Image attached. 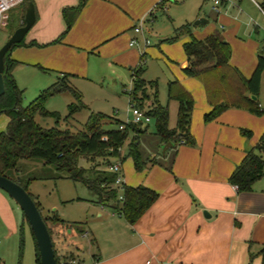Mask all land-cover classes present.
<instances>
[{
    "label": "crops",
    "instance_id": "crops-1",
    "mask_svg": "<svg viewBox=\"0 0 264 264\" xmlns=\"http://www.w3.org/2000/svg\"><path fill=\"white\" fill-rule=\"evenodd\" d=\"M163 1L175 0H86L57 41L65 30L61 12L74 8L77 0H31L35 19L23 42L34 44L29 48L39 56L36 62L44 70L54 73L55 78L67 76L70 85L73 79L88 75L89 60L95 58L106 61L109 66L121 69L127 66L129 77L137 55L133 45L129 46L135 38L131 28L139 19L146 22ZM260 1L263 6L264 0ZM205 3L204 0L191 2L192 20L205 19L199 17ZM257 11L264 17L257 0H232L231 6L217 16L209 11L216 28L209 27L207 21L198 24L205 26L200 34H191L186 23L181 27L186 26L188 39L167 48L159 47L164 60L170 64L166 65L167 82L177 81L191 98L187 131L192 143H176L167 148L162 155L168 162L165 168L147 161L140 173L135 174L132 161V166L121 165L124 186H142L157 197L133 225L116 214H106L111 223L109 230L102 232V238H94L96 245L87 252L85 260L83 250H75L73 256L77 261L85 264H246L254 255L257 264H264V173L252 182L248 191L233 190L228 181L248 152L263 157L256 149L264 140L263 112L259 110L261 114L254 115L244 109L226 108L216 118L204 122L203 116L211 106L200 82L184 75L187 60L182 49L190 36L202 40L217 31L229 48L228 64L248 79L260 49L252 39L257 38ZM241 16L246 18L245 23L239 21ZM20 18L21 12L15 19L16 25ZM146 52L150 51L145 48L142 56ZM10 59L17 62L13 52ZM263 74L264 68L255 97L258 108ZM143 75L144 71L141 77L146 81ZM164 106L167 107V128L171 130L175 125L177 102L169 100ZM140 128L146 130L147 126ZM156 141L153 151L164 145L157 137ZM102 204L106 206V202ZM202 212L209 217L204 218ZM17 215L11 200L0 191V234L7 232L8 236L15 232L22 224L21 214Z\"/></svg>",
    "mask_w": 264,
    "mask_h": 264
},
{
    "label": "rangeland",
    "instance_id": "rangeland-1",
    "mask_svg": "<svg viewBox=\"0 0 264 264\" xmlns=\"http://www.w3.org/2000/svg\"><path fill=\"white\" fill-rule=\"evenodd\" d=\"M195 1L198 2L199 0L163 1L159 4L160 7L150 14L146 22H141L140 19L135 22L140 29V34H133L136 38L133 48L137 55L130 69L134 68L139 62L141 63L144 69L143 78L146 81L156 83V98L161 106H164L167 101L165 86L169 74L166 65L170 66V64H168L167 59L164 60L159 47L162 45L167 48L175 43H180L184 38L188 39L187 34L178 35L176 33V30L182 25H186V23H188V30L191 34H200L204 30L205 26H194L196 20L190 18V4ZM257 4L264 12V5H261L262 1L257 0ZM20 12L21 6H17L9 12V25L5 29H0V47L4 44L5 38L14 31L15 19L19 17ZM199 17L205 18L209 27H217L210 16L208 4L205 3L202 6ZM238 19L243 23L246 22V18L244 19L242 16ZM256 21L257 38L252 39L255 40L257 49H261V47L264 48V43H262L264 17L259 11H257ZM144 41L147 44H144ZM145 48L150 52H146L142 56ZM11 52H13L17 63L11 68L10 75L16 90L19 92L18 105L23 108L36 99L41 91L49 87L55 81L56 76L54 73L44 70L42 65L36 62L39 56L23 41L22 46L11 49L9 57ZM238 58L240 57L238 56ZM65 79L68 82V78ZM70 83L73 90L80 94L85 107H80L71 117L66 118L68 114L67 106L74 103L71 94L65 92L51 96L43 103V110L48 115L35 114L33 118L34 123L40 129L56 128L60 131L67 130L70 133H76L84 129L90 114L97 113L117 119L121 123L131 120V117L126 113L129 90H131L127 66L121 69L109 66V64L106 65V61L100 58L90 59L88 75L85 78L73 79ZM146 95L148 100L141 101L144 113L151 102L148 89ZM257 102L258 109L263 112L262 116H264V74ZM7 121V116L1 113L0 132L4 131ZM102 122L106 123L108 121ZM153 133L154 120L150 118L145 134L139 136V153L143 160H151L155 157L152 162L165 168L168 162L167 159H163L160 149L152 150L153 148L156 149L157 142ZM130 138L131 134L129 133L120 146L119 158H108V165L104 159L82 158L78 160V166L86 170L95 169V171L107 170L108 166L114 164L119 165V167L125 164L132 166L131 158L126 155ZM256 149L257 152L263 154L262 160H264V140L257 144ZM151 153H153V156H150ZM131 169L135 174L140 173L134 167H131ZM17 170L20 185H24L26 181H29L25 192L33 198L41 218L44 219L52 250L58 262L76 261L77 258L73 256V252L81 249L84 252V260L88 258L87 252L94 249L96 245L94 238L97 236L102 238V232L108 231L110 228L108 225H111V223L107 221L105 215L109 212L113 215L116 214L118 196L115 199H105L102 195L100 200L94 190L87 188L81 182L63 178L60 172L52 166L44 165L39 160L19 161ZM105 201L106 206H103L102 203ZM11 202L19 217L20 210L13 201ZM97 214H100L101 217L99 218ZM21 221L22 224H19L11 235L7 236V232L0 234V264H35L33 239L22 217ZM84 232L87 235L83 236ZM255 257L254 255L250 256L246 264H257Z\"/></svg>",
    "mask_w": 264,
    "mask_h": 264
},
{
    "label": "trees",
    "instance_id": "trees-1",
    "mask_svg": "<svg viewBox=\"0 0 264 264\" xmlns=\"http://www.w3.org/2000/svg\"><path fill=\"white\" fill-rule=\"evenodd\" d=\"M85 1L77 0V5L74 8L62 10L61 15L65 30L57 41L68 30ZM28 2L31 0H22L20 23L13 30L23 25V8ZM12 22L10 21V23ZM176 33L178 35L188 34V30L186 26H183L178 28ZM22 41L11 45L3 56V93L0 96V114L4 113L8 121L4 131L0 132V176L26 191L29 181L20 185L17 164L22 160H39L44 165L52 166L61 173L63 178L81 182L87 188L94 190L100 200L102 195L105 199H115L116 196L120 195L121 200L117 201L116 215L122 217L129 225H133L156 199L157 195L142 186L127 187L123 184L115 186L113 182L116 174L109 173L107 170H86L78 166V160L100 158L104 159L108 165V158H119L120 146L130 133L131 138L128 142L126 155L131 158L134 169L139 171L147 161L152 162L153 159L143 160L138 150L139 136L141 137L146 130L140 129L139 125L131 124H125L122 129H118V126L124 123L99 113L90 114L84 129L76 133H70L67 130L60 131L56 128L40 129L34 123L33 118L35 114L48 115L43 110V103L47 98L65 92L71 94L74 103L67 106L66 118L71 117L80 107H85V105L80 94L76 93L66 81L67 76L63 75L56 78L26 107H19V92L16 90L10 75L11 68L17 62L10 59L9 52L14 47L22 46ZM262 41L264 43V37ZM33 45L31 43L28 46ZM182 49L187 60V65L183 69L184 75L200 82L206 101L211 106V110L203 116L204 122L216 118L226 108L244 109L254 115L261 114L257 103L251 101L249 96L257 97L259 77L264 68L263 47L257 52L255 66L248 79H244L235 68L228 64L229 48L217 31H213L202 40H196L190 36L189 41L182 45ZM143 71L140 62L129 70L131 83L129 97L135 106L142 110L141 101L148 100L146 95L148 89L151 102L144 114L149 119L154 120L153 134L159 143L190 145L192 140L187 131L192 106L190 96L179 86L177 81L173 80L166 83L167 101L177 102L175 125L173 129H168L167 107L158 104L156 85L154 82L142 79ZM263 162L261 155L248 152L232 171L228 180L229 183L235 185L237 191H248L252 182L264 173ZM29 197L33 201L30 195ZM21 217L24 220L22 214ZM41 219L44 223V219ZM24 222L26 223L25 220ZM31 238L33 239L32 235ZM53 254L56 264H59L54 251ZM34 262L39 264L36 248Z\"/></svg>",
    "mask_w": 264,
    "mask_h": 264
},
{
    "label": "water",
    "instance_id": "water-1",
    "mask_svg": "<svg viewBox=\"0 0 264 264\" xmlns=\"http://www.w3.org/2000/svg\"><path fill=\"white\" fill-rule=\"evenodd\" d=\"M23 25L16 28L0 47V96L3 93L2 71H3V56L11 45L18 44L24 38L27 31L34 23V10L31 2H28L23 8ZM207 20L198 19L194 25L206 24ZM251 101H255V97L249 96ZM172 143H166L160 147L161 155L167 148H170ZM0 191H2L20 210L29 231L33 237L35 248L38 254L39 264H56L52 245L46 226L44 225L41 216L35 207V204L29 195L17 184L0 176ZM204 218H208V214L202 212Z\"/></svg>",
    "mask_w": 264,
    "mask_h": 264
},
{
    "label": "built area",
    "instance_id": "built-area-1",
    "mask_svg": "<svg viewBox=\"0 0 264 264\" xmlns=\"http://www.w3.org/2000/svg\"><path fill=\"white\" fill-rule=\"evenodd\" d=\"M204 1L208 4L209 11L215 16L219 15L225 8L231 6L232 4V0H204ZM21 3L22 0H0V29H5L8 26L9 12L12 9L16 8L17 6H20ZM258 9L262 13L261 9L260 8ZM132 33L135 35L140 34V29L136 24L132 29ZM134 43H135V38L130 40L129 46H132ZM144 44H147V42L144 41ZM126 113L128 114V116L131 117V120L129 122L124 123L123 125H119L118 129H122V127L125 124L142 126V125H146L149 122V117H147L142 110H140L137 106L134 105L130 97L128 100V110L126 111ZM107 172L116 174L113 185L121 186L122 181L120 176L119 165L114 164L108 166ZM232 188L233 190L237 189L235 185H233ZM117 199L120 201L121 196L118 195ZM59 264H85V263L77 260L76 261L71 260L69 262L59 263Z\"/></svg>",
    "mask_w": 264,
    "mask_h": 264
}]
</instances>
